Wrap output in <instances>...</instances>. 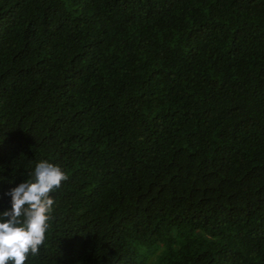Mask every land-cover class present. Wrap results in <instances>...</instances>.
<instances>
[{"label":"trees","instance_id":"trees-1","mask_svg":"<svg viewBox=\"0 0 264 264\" xmlns=\"http://www.w3.org/2000/svg\"><path fill=\"white\" fill-rule=\"evenodd\" d=\"M0 264H264V0H0Z\"/></svg>","mask_w":264,"mask_h":264}]
</instances>
